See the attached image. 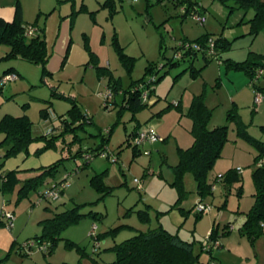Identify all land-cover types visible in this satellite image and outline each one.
Returning a JSON list of instances; mask_svg holds the SVG:
<instances>
[{
  "label": "rangeland",
  "instance_id": "1",
  "mask_svg": "<svg viewBox=\"0 0 264 264\" xmlns=\"http://www.w3.org/2000/svg\"><path fill=\"white\" fill-rule=\"evenodd\" d=\"M7 1H19L24 20H36L44 27L50 52L45 68L49 73L43 75L40 64L11 59L16 60L12 65L21 76L4 83L0 116L4 111L12 115L26 113L32 121V133L40 135L53 130L60 116L76 103L81 111L91 114L92 122L83 121V128L76 129L81 139L71 143L72 152L79 147L97 146L107 137V129H111L105 145L119 159L112 162L97 155L83 167V156L67 158L54 177L37 190H29L19 201L16 189L12 192L0 189V203L3 197L7 202L5 208L13 210L15 216L12 228L0 227V264H95L96 261L111 264L115 257L111 246L159 225L194 240V252H199L200 242H206L213 224H219L220 246L213 247L211 253L200 251L199 260L193 264H207L210 255L215 264H264V233L250 239L240 233L237 223L224 233L232 216L245 213L255 200L252 171L256 167L253 161L256 147L237 134L235 120L228 118V111L236 106L248 132L264 140L260 130V125H264V101L252 110L253 91L245 72L227 67L224 61L229 57L243 60L250 51L264 54V29L254 35L250 33L253 7H234L229 11L218 0H200L206 10L202 12L205 22L199 24L191 15L183 16L181 7L170 0H114L113 14L110 7L102 5L104 0H0V3ZM206 31L213 35L222 33L231 40L230 47L221 52V61L213 57L205 62L199 53L193 66L202 69L195 76L188 68V60L180 59L174 66L168 64L179 40L194 39ZM115 37L126 56L122 57L116 49ZM7 49V45H0V57ZM152 62L154 71L146 73V66ZM151 75L156 80L150 84L148 105L136 112L135 118L127 108L119 114L118 103L110 102L104 107L110 78H119L120 86L127 88L131 81ZM201 93L207 107L212 109L208 127L228 124V140L211 169V176H219L230 167L241 172L239 180L229 186L218 181L213 192L204 195L197 190L191 171L183 174L181 186L173 183V165L179 161L177 148L189 146L193 139L192 119L187 112L193 96ZM116 95L119 102L121 94ZM135 126L138 130L152 127L160 136L152 145L140 147L147 148L149 153L142 151L134 156L128 134ZM72 135L69 132L66 141ZM72 171L67 178L69 185L58 198L40 197L39 191H45ZM102 172L105 184L110 186L103 185V190L91 183L92 176ZM29 175L32 174L24 176ZM135 178L142 181V188H137ZM198 202L208 204L209 209L198 212ZM74 206L85 215L60 230L50 253L36 247L28 254L20 250V243L26 238L41 233V220ZM67 240L84 252L67 245Z\"/></svg>",
  "mask_w": 264,
  "mask_h": 264
},
{
  "label": "trees",
  "instance_id": "2",
  "mask_svg": "<svg viewBox=\"0 0 264 264\" xmlns=\"http://www.w3.org/2000/svg\"><path fill=\"white\" fill-rule=\"evenodd\" d=\"M170 1L173 2L176 7H181V14L185 17L192 12L204 14L202 12L206 10L200 0ZM218 1L228 7L229 11L234 7H253L254 13L249 19L250 33L254 35L259 30L264 29L263 0ZM113 3L114 0H104L102 5L110 7L113 14L116 11ZM28 24L36 28L32 35L25 34V26ZM210 38L213 40V49L218 56V60L221 61L219 58L221 52L230 47L231 40L226 38L222 33L213 35V33L206 31L194 39L183 38L180 43H176L173 47L174 57L168 59V64L174 66L179 63L180 59L188 60L190 62L188 66L190 72L193 76L197 75L202 68H195L193 66V59H196L199 53L202 54L205 62H208L210 58H213V56L207 53V49L209 48L208 40ZM186 41L190 42V44L196 43L200 48H195L190 44L186 46ZM2 44L7 45L8 50L2 55V57H0V59L7 61L17 57L25 59L29 62L42 65L43 75L49 73L45 68L50 52L45 38L44 27L39 26L36 20L32 22H24L22 19L21 7L18 2L15 5L14 17L11 20H6L3 17H0V45ZM115 46L122 57L126 56L122 47L116 42V37ZM178 53H180V55L177 57L176 55ZM263 58L264 54L250 51L249 55L243 60L238 61L230 58L224 60L227 67H231L235 70H243L246 73L248 77V85L253 91L252 110L255 108V90L261 91L264 96ZM259 68L263 69V73L257 77L256 73ZM154 69L155 64L153 62L149 63L146 66V73H151ZM14 70V67L6 68L0 75V79L3 75L12 73ZM16 75L18 76L17 73ZM151 77L152 79L150 80ZM151 77H141L140 79L133 80L127 88H122L120 86L119 78H110L107 89L110 91L111 95L105 100L106 102L104 101V107H108L110 102L118 103L120 104L118 110L119 114H121L124 108H127L132 111V118H135V113L145 105H148V100L143 101L141 94L146 90L149 98L152 93L150 84L155 81L156 78L155 75H151ZM3 85L4 84L0 83V93L3 90ZM120 89L121 92H119ZM116 94H121L119 102L116 99ZM178 104L179 103L177 102L175 105L178 106ZM235 108L236 106H233V108L228 111V118L235 120L237 134L256 147V154L253 158L256 167L252 171V178L255 186V200L249 210L244 213V221L240 225L238 224V230L240 233L253 239L257 235L264 233V140L255 138L248 132L246 125L242 122ZM160 112L161 111L158 113ZM187 115L192 119L190 133L193 139L189 146L185 148L178 146L177 148L179 161L173 165L175 174V181L173 183L181 186L183 174L186 171H191L197 182V190L200 194L204 195L213 192L212 186L218 181H223L224 185L229 186L233 181L239 180L241 172L234 167H230L226 172L219 176H211V169L216 159L221 156L222 147L228 140V124L217 125L212 128L208 127V123L212 116V109L207 107L203 93L193 96ZM91 118L92 117L88 112L81 111L79 106L74 103L71 108L67 110L65 115L60 116V127L57 126L58 124H55L53 130L45 134L34 135L32 133V121L27 114H4L0 118V133L3 134V137L0 140V149L3 151L0 155V167L9 157L16 156L20 152L27 154L29 152V145L34 142L44 143L43 146L35 151L36 154L49 148H55L56 146L59 147L62 154L61 158L38 168L35 174L26 178L19 177L14 170L7 171L5 174L0 175L2 177V185L0 186V189L4 192H12L16 189L18 200L21 196L23 197L27 195L29 190H37L38 187L46 182L48 178L54 177L65 159H75L77 156L84 157L85 153H91L94 158L95 156L100 155L103 151H106L107 147L105 143L109 137L111 129L106 131L108 132L107 137H103L102 141L97 146L79 147L76 152H72L70 149L71 143L75 140L80 141L81 139L78 137L76 129L83 128V121L89 123L92 122ZM72 120H78L79 122L74 124ZM139 124L140 123H137L138 126ZM138 126H135V128L128 134L129 139L136 133ZM260 130L264 133V125H260ZM69 132H72L73 135L71 140L66 141V135ZM145 149L147 148L141 149L133 144L134 156ZM65 150L68 153L67 155H65ZM261 159L262 163L257 164ZM83 160V167L91 162V160H86L85 158ZM103 173L104 172L97 173L91 178V183L102 190L103 185L105 188L110 187L105 184L101 177ZM61 180H63V177L58 181H54L53 184L46 189L51 188ZM18 184H20L19 188H16ZM43 192L44 190L39 191L40 197H44ZM4 205L5 204H3L0 209V227L3 225L6 226V218L3 215L4 212H11L14 215V211L6 209ZM198 212L202 213L203 211L198 209ZM84 215L85 214L80 213L77 210L76 206L56 212L52 217L40 221L42 227L40 234H36L33 238H26L24 241L34 240L47 243L48 249L47 251H44V253H50L57 244L58 233L60 230L68 225L77 223ZM92 215L94 216V214ZM236 221V216L229 220L226 224V228L228 229L224 230V233L231 231ZM219 236V224H213V227L206 237V242H200V251L205 250L211 253V250L214 247L213 242L218 241ZM14 243L15 240L12 242L11 246H13ZM66 244L69 246H76L75 243L70 240H67ZM193 246L194 240L182 238L178 232H171L159 225L155 228L139 231L138 233L111 246L110 250L115 254L111 264H193L199 260L200 255V251L194 252ZM219 246L220 243L215 247ZM76 247L84 252L79 245ZM19 248L23 251L21 246H19ZM33 248L34 247L27 249L26 251L24 250V254H28ZM211 263L215 264L214 260H212V255H210L207 264ZM95 264L100 263L96 261Z\"/></svg>",
  "mask_w": 264,
  "mask_h": 264
},
{
  "label": "built area",
  "instance_id": "3",
  "mask_svg": "<svg viewBox=\"0 0 264 264\" xmlns=\"http://www.w3.org/2000/svg\"><path fill=\"white\" fill-rule=\"evenodd\" d=\"M130 1H133V0H130ZM190 15H191L192 19L194 21H196L197 23H199V24H203L205 22V15L204 14L192 12ZM35 30H36V28L34 26H32V25L28 24L27 26H25V34L26 35H32L35 32ZM178 42L180 43L181 40H179ZM188 44H190V42H187L186 46H188ZM208 44H209V48L207 49V53L209 55L213 56L214 58L218 59V56L216 55V52L213 49V40L211 38L208 40ZM190 45L195 47V48H200L199 45L196 44V43H191ZM179 55H180V53H178L176 56L178 57ZM262 73H263V69L259 68L257 70V73H256L257 77L259 75H261ZM16 78H17L16 73H13V72L12 73H8V74H5V75H3L1 77L0 83L4 84L7 81L14 80ZM151 79H152V77L150 78V80ZM110 95H111V93L107 89V92L104 95V101L108 97H110ZM141 98H142L143 101L144 100H148V93H147L146 90L142 92ZM263 98H264L263 93L261 91H259V90H255V94H254L255 108L258 107L261 104V102L263 101ZM105 102H104V105H105ZM131 138H132L131 139L132 143L135 146L141 147V146H145L146 144L154 143L155 141L160 139V136L156 133V131L152 127H146L144 129L137 130L136 133L131 136ZM144 152L149 153V150L145 149ZM100 155L101 156H105V157L107 156L112 162H118L117 155L114 154L113 152L109 151V150L103 151ZM84 158L86 160H92L93 156H92L91 153H85L84 154ZM260 163H262V159L259 160L257 164H260ZM237 170L240 171V169H238V168H237ZM74 171H76V170H74ZM74 171L69 172L68 174L63 176V180L59 181L57 184H54L51 188L46 189L43 192V196L48 198V199H56V198H58L60 193H61V191L64 190L65 187L69 185V181H68L67 178H68V176L72 175ZM135 182H136V185H137L138 188L142 187V181L141 180L135 178ZM214 185L212 186V189L214 188ZM197 206H198V209L201 210V211H205L206 209H209V206L206 203L199 202L197 204ZM3 215L6 218V227L9 228V229L12 228L14 215L11 212H4ZM218 244H219L218 241H214L213 242V246L214 247L217 246ZM20 246H21L23 251L24 250L26 251L27 249H30L32 247H34V248L36 247L38 250H41L43 252L47 251V249H48V244L47 243L34 241V240L23 241L20 244ZM211 264H213V263H211Z\"/></svg>",
  "mask_w": 264,
  "mask_h": 264
},
{
  "label": "crops",
  "instance_id": "4",
  "mask_svg": "<svg viewBox=\"0 0 264 264\" xmlns=\"http://www.w3.org/2000/svg\"><path fill=\"white\" fill-rule=\"evenodd\" d=\"M18 3H19V1H18ZM15 5H16V3H14L13 1H7L6 3H3V2L0 3V17H3L6 20H11L14 17ZM19 5L21 7L22 19H23L24 22H26L24 20L23 8H22L20 3H19ZM6 51H2V55H4ZM19 59H21V58H19ZM230 59H233V58H230ZM233 60H235V59H233ZM14 62H16V60H11V61L5 60L4 61L3 59H0V68L2 70L0 72V75L3 73V71L6 68L14 67L12 65V64H15ZM14 69L15 70H14L13 73H17L18 74L17 78L19 76H21L20 73H19V70H17L15 67H14ZM245 77H246V82L248 84V77H247L246 73H245ZM16 79H14V80H16ZM263 84H264V81H263ZM250 90L252 91V88ZM252 101H253V93H252ZM6 110H8V109H6ZM6 112H9V111H4V113L1 114L0 118L4 114H6ZM7 114H10V113H7ZM22 114H26V113H22ZM22 114L21 113H17V115H22ZM56 124H58L57 126L60 127V123L59 122L56 121ZM43 144H44L43 142L31 143L29 145V152L27 154H25L24 152H20L16 156L7 158L3 162V165L0 167V175L5 174L7 171L14 170V171L17 172V175L19 177L26 178L24 175H27V174H32L33 175V174H35L37 172L38 168H40L42 166H45V165H48V164H50L52 162H55L56 160L61 158V154L62 153H61L59 147H57V146L55 148H49V149H46V150L40 152L39 154H36L35 151L38 148H40L41 146H43ZM2 152H3L2 149H0V155L2 154ZM0 180L2 181V177L1 176H0ZM6 203H7L6 200H4L3 197H1L0 209H1V206L3 204H5L4 206H6ZM234 216H236V219H237L236 223L239 224V225L245 219L244 213L243 214L233 215L232 218H234ZM22 228L23 227H21L20 230H22Z\"/></svg>",
  "mask_w": 264,
  "mask_h": 264
}]
</instances>
